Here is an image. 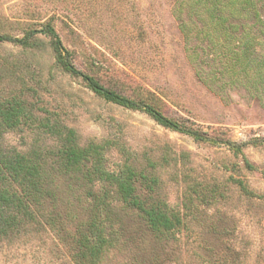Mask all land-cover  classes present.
Masks as SVG:
<instances>
[{
    "label": "rangeland",
    "instance_id": "1",
    "mask_svg": "<svg viewBox=\"0 0 264 264\" xmlns=\"http://www.w3.org/2000/svg\"><path fill=\"white\" fill-rule=\"evenodd\" d=\"M197 1L0 0L1 36L35 31L29 47L0 42V101L23 92L38 120L73 130L80 147L109 145L111 172L124 163L153 171L159 199L185 218L162 241L126 218L121 248L99 264H264V0ZM49 23L80 71L208 142L109 103L64 72L42 33ZM59 146L37 126L0 140L1 153ZM59 222L0 233V264H76L75 226Z\"/></svg>",
    "mask_w": 264,
    "mask_h": 264
},
{
    "label": "trees",
    "instance_id": "2",
    "mask_svg": "<svg viewBox=\"0 0 264 264\" xmlns=\"http://www.w3.org/2000/svg\"><path fill=\"white\" fill-rule=\"evenodd\" d=\"M251 1L239 0L245 6ZM197 2L206 5L211 0ZM34 32L22 38L0 35V42L29 47ZM42 33L51 39L62 70L81 78L103 100L143 112L165 129L208 142L201 133L167 117L154 104L124 96L80 71L73 63V53L52 24H47ZM21 94L13 93L0 101V140L7 131L37 126L56 135L60 146L30 153L0 152V233L41 223L54 228L62 217L75 226L73 261L99 264L108 251L121 248L120 237L128 217H135L144 231L159 241L175 236L185 227L184 216L159 199V180L153 171L139 170L129 163H124L118 172L109 171L104 155L109 145L89 143L80 147L73 130L62 132L54 129L49 119L38 120L35 105ZM236 184L250 194L241 181ZM78 212H84L86 219H79Z\"/></svg>",
    "mask_w": 264,
    "mask_h": 264
}]
</instances>
